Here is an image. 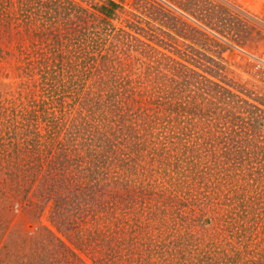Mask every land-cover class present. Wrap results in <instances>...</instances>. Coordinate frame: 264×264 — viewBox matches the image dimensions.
<instances>
[{
  "label": "rangeland",
  "instance_id": "374dc122",
  "mask_svg": "<svg viewBox=\"0 0 264 264\" xmlns=\"http://www.w3.org/2000/svg\"><path fill=\"white\" fill-rule=\"evenodd\" d=\"M236 48L264 51V0H0V264H264V76Z\"/></svg>",
  "mask_w": 264,
  "mask_h": 264
},
{
  "label": "trees",
  "instance_id": "16d2710c",
  "mask_svg": "<svg viewBox=\"0 0 264 264\" xmlns=\"http://www.w3.org/2000/svg\"><path fill=\"white\" fill-rule=\"evenodd\" d=\"M45 27L46 26H40L39 27V29H41V31L38 32L40 34V43H42L44 41V39H46L45 38V35H48V34H52L53 33V32H51V33L46 32L45 31ZM39 55L41 57L42 63H45L49 59H52L53 58V54H50L49 55L46 52H44L43 54L42 53H39ZM55 59H56V57H55ZM61 66L62 65H60V67ZM62 68H64V67H62ZM65 69H67L65 71L68 72V70L71 69V64H68L67 68H65ZM68 75H69V81H70V82H67V86L69 87L68 90L80 92V88H81L80 86H81V84H75V82H73L72 79H71V73H68ZM84 76H87V74H84ZM52 85H54V84H52ZM65 85L66 84H59V85H57V87H59L60 89H62V88H64ZM85 88H87V86H85ZM51 90H52V86H51ZM109 98H110V101L112 102V105L115 106L116 105V103H115L116 102L115 101L116 100V96H112V97H109ZM27 132H29V131H27ZM33 136H34V134H33ZM35 138H36V136L32 137L31 139L25 140L26 143H31L32 142V143H35L36 144L35 147H34V144H30L31 150H33V149L35 150L38 147L39 142L36 141ZM28 141H31V142H28ZM32 147H33V149H32ZM27 152H28V147L27 146L22 147V148H19V156L22 159H20L21 162L18 161V163L15 165V173L13 172L11 174L13 175V177H17V178H20V179H24L25 181L26 180H29L30 181V179H33L32 176L35 175L34 174V169L37 166L38 167L40 166L41 161L46 160V156L47 155H45V154H48V150L47 149H44V152L39 153V154H42V155L41 156L39 155L38 156V159L36 158V156L27 155ZM47 170H50V166L47 167ZM77 180L78 179H73L72 182H70V183H73V181H74L73 184H75V182H77ZM16 187L13 188V191H18L19 192V195H20L21 191H23L25 189L24 187H21V186H16ZM19 187H21V190H20ZM33 187L34 186H31V184H30V186H27L26 187V189H28V190L27 191H23V192H26V193L28 191H30L29 194L28 193L26 194L24 201L27 200V202H28L27 208H25V211L27 212V215L28 216H31V217H33V214L35 212V210L33 211V206L36 207L35 200H34L35 197H33L34 193L33 194L31 193V191L34 190ZM44 188H46V187H44Z\"/></svg>",
  "mask_w": 264,
  "mask_h": 264
},
{
  "label": "built area",
  "instance_id": "2783aa9c",
  "mask_svg": "<svg viewBox=\"0 0 264 264\" xmlns=\"http://www.w3.org/2000/svg\"><path fill=\"white\" fill-rule=\"evenodd\" d=\"M238 49V52L241 53L246 60L250 63L251 69L259 75L264 76V51L260 52H247L241 48Z\"/></svg>",
  "mask_w": 264,
  "mask_h": 264
}]
</instances>
